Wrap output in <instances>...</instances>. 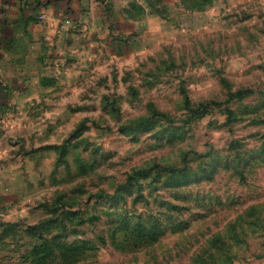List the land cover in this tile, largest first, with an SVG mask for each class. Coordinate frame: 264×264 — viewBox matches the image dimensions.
I'll use <instances>...</instances> for the list:
<instances>
[{
  "label": "rangeland",
  "instance_id": "rangeland-1",
  "mask_svg": "<svg viewBox=\"0 0 264 264\" xmlns=\"http://www.w3.org/2000/svg\"><path fill=\"white\" fill-rule=\"evenodd\" d=\"M35 1L0 0L2 49L36 53L0 54L2 256L264 264V0H83L110 27L51 43Z\"/></svg>",
  "mask_w": 264,
  "mask_h": 264
},
{
  "label": "crops",
  "instance_id": "crops-1",
  "mask_svg": "<svg viewBox=\"0 0 264 264\" xmlns=\"http://www.w3.org/2000/svg\"><path fill=\"white\" fill-rule=\"evenodd\" d=\"M118 1V0H117ZM128 0H121V4L126 3ZM12 3V1L10 2V4ZM44 3V4H43ZM83 0H37L35 1L32 5H30L29 7H24L21 9L20 12H22L24 14V16L26 15H30V16H41L42 17L40 19H38L36 22L32 23L29 25L28 28H30L33 32L34 31H40V30H45L47 31L48 35L46 36V38L48 39L47 43H51V42H55V40L58 37L62 36V31H61V27L63 25V21H67L68 22H76V21H82L83 20V26L86 27L88 29V34L86 35V37H90L91 34H95V25L92 24L94 22L95 18H100V20L105 24L103 27L105 26H109L110 27V16L116 18L115 16L109 14L107 15L104 7L102 5H96L94 7H92V10L90 12L88 11H84L82 10V4ZM118 5L113 4V10H110L114 12V9H116ZM119 9V8H118ZM112 12V13H113ZM86 13L88 14L87 16L90 17V21L86 22L87 20V16ZM118 13V10H117ZM123 13V12H121ZM119 14V13H118ZM124 14V13H123ZM122 15V14H121ZM119 16V18H121L122 16H127V14L125 13L122 16ZM129 16H127L126 21L125 20H120V19H114L112 21V25L111 26V31L113 30L114 33H117L119 31H123L124 30V23L128 24V25H132L133 23V19H129ZM85 21V22H84ZM83 27V29H85ZM100 27V26H99ZM127 28V27H126ZM106 32L108 30V28H105ZM86 32V31H85ZM114 37V35H113ZM14 37H13V33L10 27V23H8V21L5 20V23L2 24V34L0 36V54H3L4 56H7V58H12V57H19L21 55H27V53H31L32 55H35L36 53L32 50V49H28V46L31 45L32 43L24 40V42H22L24 44V46L26 47L25 49H22L21 52H17L14 50H10L7 49V51H5L4 49H2L3 47H7L9 48L10 46H12L13 42H14ZM36 44L38 45L39 42L37 41ZM88 43L87 42H83V49L81 48V52L85 51L88 49ZM32 48H34V45L32 44ZM71 52L75 51L76 49H70ZM76 51L73 53H71V55L74 58H78V55H75ZM18 86L16 87L15 85L11 86V87H5V86H0V106H5L7 105L8 102H10V89L13 90H18L19 89V84H17ZM9 88V89H8ZM8 215L4 214L3 216L0 215V220H8ZM1 223V222H0ZM1 227V225H0ZM1 236V234H0ZM3 245L0 244V264H19L16 261L11 262L9 257L6 256H2L4 251H8L7 249L2 248Z\"/></svg>",
  "mask_w": 264,
  "mask_h": 264
},
{
  "label": "trees",
  "instance_id": "trees-1",
  "mask_svg": "<svg viewBox=\"0 0 264 264\" xmlns=\"http://www.w3.org/2000/svg\"><path fill=\"white\" fill-rule=\"evenodd\" d=\"M47 1H50V0H47ZM44 4V3H43ZM216 102H213V104H215ZM28 228L31 227V226H27ZM27 229V228H26Z\"/></svg>",
  "mask_w": 264,
  "mask_h": 264
}]
</instances>
